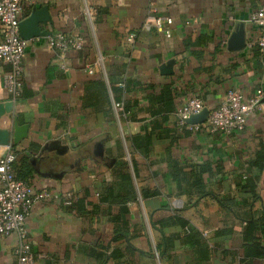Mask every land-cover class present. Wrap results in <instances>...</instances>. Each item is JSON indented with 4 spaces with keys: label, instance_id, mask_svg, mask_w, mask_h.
Returning <instances> with one entry per match:
<instances>
[{
    "label": "crops",
    "instance_id": "0c3cea01",
    "mask_svg": "<svg viewBox=\"0 0 264 264\" xmlns=\"http://www.w3.org/2000/svg\"><path fill=\"white\" fill-rule=\"evenodd\" d=\"M23 3L24 19L46 8L51 22H41L39 29L52 34L27 46L13 117L29 126V138L8 147L23 170L21 160L27 159L37 187L73 193L78 201L74 208L55 199L33 206L26 227L37 264H264V168L252 165L264 147V104L244 132L230 136L180 129L175 114L191 98L215 109L230 89L248 97L264 89V56L257 45L264 30L251 21L264 0ZM153 9L173 20L163 32L143 29ZM239 26L247 46L232 51L228 41ZM59 33L84 42L65 61L48 42ZM10 71L0 60V103L12 102L4 86ZM139 135L154 142L148 156L133 146ZM7 149L0 145V156ZM170 159L211 163L214 175H206V182L226 199L224 205L213 197L189 205L168 175ZM121 161L137 199L102 201L111 189L116 194L130 188L118 182ZM247 179H255V192ZM220 182L226 189H218ZM143 189L160 194L143 198ZM117 216L120 223L113 220ZM178 219L198 236L188 240L190 231ZM123 222L127 236L115 241ZM17 240L0 237V264H17L12 253Z\"/></svg>",
    "mask_w": 264,
    "mask_h": 264
},
{
    "label": "built area",
    "instance_id": "2783aa9c",
    "mask_svg": "<svg viewBox=\"0 0 264 264\" xmlns=\"http://www.w3.org/2000/svg\"><path fill=\"white\" fill-rule=\"evenodd\" d=\"M143 24L146 31H164L165 25H172L173 20L169 16L157 14V9L152 10ZM23 0H0V24L2 39L0 41V60L8 63L11 71L4 79V86L16 102L21 95L23 86V60L29 41L23 39L20 34V23L24 16ZM251 21L264 30V4L252 15ZM166 36L171 37L169 30ZM135 34L129 35V41L134 42ZM51 49L60 53L65 61L66 55L73 50H79L83 46V38L69 34L59 33L48 37ZM257 45L264 56V31ZM62 68L67 70L63 63ZM90 74L94 68L88 67ZM264 104V89L257 90L254 96L248 97L238 89H230L224 95L220 105L215 109H209L205 102L199 98H191L176 110L178 127L191 132L207 129L211 132H220L224 135H234L244 132L249 119L259 111ZM118 113L123 112L122 104H116ZM209 110L206 122L202 124H189L188 120L195 115ZM8 120V119H7ZM7 152L0 156V237L16 235L18 240L12 250L17 264H37V258L32 251V242L26 227L27 219L33 206L37 202L62 200L66 206H70L75 195L65 193L63 195L52 190L42 189L34 183L25 182L17 177L14 163L17 160L12 148L7 146Z\"/></svg>",
    "mask_w": 264,
    "mask_h": 264
},
{
    "label": "trees",
    "instance_id": "16d2710c",
    "mask_svg": "<svg viewBox=\"0 0 264 264\" xmlns=\"http://www.w3.org/2000/svg\"><path fill=\"white\" fill-rule=\"evenodd\" d=\"M170 93L165 96L164 98L161 97L162 100L166 99V97L169 98ZM169 102V99H168ZM120 104V103H119ZM202 124V123H201ZM133 146L136 150L141 151L143 155L148 156L149 153L152 150V147L154 145V142L151 138V136H135L132 138ZM15 149V146H13V150ZM20 161H17L14 163V170L17 174V177L21 180L30 183V171L31 166L29 163H27V159L23 158L21 162L25 165V169L20 167L19 163ZM252 165L255 167H258L260 170L264 168V147L261 149V151L258 152L256 159L252 161ZM119 184H127L130 188H124L117 193H114V190L111 189L107 192L106 195L101 196L102 201H109L112 199L122 201L125 203L126 201H133L137 199V193L135 191V188L133 187V181L131 178V175L127 172H124L125 170H128V165L125 162H119ZM172 184L177 188V192L180 196H185L188 199L189 205L195 204V202L198 199H204V198H217L220 200V203L224 205L226 199L218 197L217 193L213 189V187L206 182V175L213 176L214 175V167L211 163H204L201 165H195V164H183L176 159H170L169 160V173H168ZM257 178V177H256ZM220 182L219 188L220 190L226 189V187H223V185ZM238 185L241 188V181L238 183ZM247 187L252 191L255 192V189L257 188L255 179H247L246 181ZM127 186V187H128ZM160 194L158 190L151 191V190H142V197L143 198H150V197H156ZM78 203L77 200L74 199L73 203L68 206L70 208H74L76 204ZM123 211H126L123 209ZM121 216L114 217L113 220L116 223L121 222ZM182 226L183 229L190 231V239L192 240V235L194 237H197V234L193 233V229H190L189 222L183 219H178L177 222ZM175 224V223H174ZM123 225L125 223H122V226L119 224V227L116 230L117 237H115V241H120L124 239L127 235L124 234ZM122 252V251H121ZM120 250L115 251V256L121 257Z\"/></svg>",
    "mask_w": 264,
    "mask_h": 264
},
{
    "label": "water",
    "instance_id": "95a60500",
    "mask_svg": "<svg viewBox=\"0 0 264 264\" xmlns=\"http://www.w3.org/2000/svg\"><path fill=\"white\" fill-rule=\"evenodd\" d=\"M51 22V17L47 14V10H34L30 16L23 19L20 23L21 37L27 41L41 36H48L52 33L43 32L39 29V24ZM247 42L244 35L243 27L239 26L232 34L228 41V47L232 51H242L246 48ZM15 102L0 103V145H18L24 139L29 138V126L20 125L18 119L13 117ZM6 116H9L8 118ZM209 116V110H204L201 114L192 116L189 124H201L206 122ZM7 118L6 124H3V119Z\"/></svg>",
    "mask_w": 264,
    "mask_h": 264
}]
</instances>
